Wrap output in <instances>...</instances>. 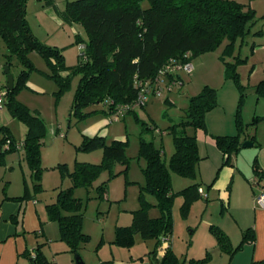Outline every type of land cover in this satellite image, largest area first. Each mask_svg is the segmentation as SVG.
Segmentation results:
<instances>
[{
    "label": "trees",
    "instance_id": "16d2710c",
    "mask_svg": "<svg viewBox=\"0 0 264 264\" xmlns=\"http://www.w3.org/2000/svg\"><path fill=\"white\" fill-rule=\"evenodd\" d=\"M28 0H0V39L3 40L9 52L6 56L18 57L23 68L14 79L12 90H7L6 103L11 114L27 125V131L21 148L32 174V191L40 189V154L45 134V126L41 117L15 98L17 92L28 79L31 64L28 53L35 51L45 58L51 66V75L61 86L68 84L67 75L70 67L63 61V55L57 46L46 45L31 32L27 18ZM41 1V0H40ZM62 12L63 18L81 24L86 36L76 42L83 44L79 49L78 62L71 66L77 71L79 81L74 93L71 113L83 117L90 112L83 108L89 104L102 103L103 114H112L115 108L132 102L138 90L134 86L135 76L139 79H151L170 60H190L198 53L213 50L223 39L228 42L221 58L224 62L225 77L234 80L241 90L235 122L237 133L234 135H217V147L228 157L242 145L241 135L248 125L241 121L240 106L244 97V86L239 82L236 67L244 61L239 54L235 61L226 60L233 55L235 42L244 39L249 25L255 21V11L248 4L235 0H71L67 1ZM10 67V58L5 62ZM4 86L5 83L1 84ZM264 89V79L260 80L257 90ZM217 104V88L204 85L196 94L190 96L185 114L170 127L173 133L174 150L169 159L162 157L161 147L152 140L140 137L139 154L145 158L146 165L142 169L146 183L144 189L156 195V202L142 199V205L133 210L132 222L128 225H117L114 242L119 246L130 247L135 243V233L143 238H155L156 244L152 253L159 249L162 239L167 238L168 246L161 253L158 264H181L177 255L170 248V237L173 227L171 205L172 192L170 188L171 173L195 178L197 163L200 159L197 147V128H205V114ZM129 108L125 112H134ZM124 112V113H125ZM123 114V113H122ZM146 128V127H145ZM190 128H192L191 133ZM2 141L10 139L14 146V138L5 125L0 126ZM105 137L94 134L84 135L80 148L103 150V160L99 164L76 161L74 168L68 172L71 185L59 188L54 202L46 204L48 215L58 222L60 239L69 246L70 251H77L79 244L87 240L82 231L83 202L73 196L72 188L77 185L90 186L103 166L119 159L126 171L128 159L125 156V146L120 140L105 143ZM254 138V137H252ZM10 147V148H13ZM257 171V167L255 168ZM198 182L191 183L181 190L186 208L192 200L199 197ZM99 195L106 192V183L98 185ZM24 183V192L14 199L25 198L31 191ZM151 206H157L158 216H149ZM217 239V244L230 255L240 249L242 242L252 238V230L247 229L237 246H232L222 230L210 226ZM33 264H53L36 249ZM207 252L202 258H190L191 264H203L209 257ZM109 264V263H108ZM251 264H264V260L253 261Z\"/></svg>",
    "mask_w": 264,
    "mask_h": 264
},
{
    "label": "rangeland",
    "instance_id": "374dc122",
    "mask_svg": "<svg viewBox=\"0 0 264 264\" xmlns=\"http://www.w3.org/2000/svg\"><path fill=\"white\" fill-rule=\"evenodd\" d=\"M67 1L71 0H55L53 5L57 14L61 16V23L48 19L46 15L41 16L33 11L31 6H28L27 13L31 28L39 40L46 45L57 46L62 52L65 65L70 67L68 73H62L63 77L67 75L68 84L61 86L59 81L50 74L52 68L45 58L35 51H31L27 55L32 64L28 67L29 77L25 85L14 93L18 101L41 117L45 126V134L42 140L44 144L41 153H39L41 165L39 182L41 186L36 195L38 196V203L43 209L47 203L56 200L59 188L71 185L68 172L74 168L76 161L91 164L102 162L103 150L101 147L87 151L81 149L80 145L83 136L89 135L88 133L91 134L92 127L100 120L106 119L101 135L105 137L106 144H111L115 139L124 143L125 156L128 159L127 169L123 171L125 164L121 163V160H113L109 165L101 168L99 175L90 186L77 185L72 188L73 196L80 198L83 202L81 226L82 231L88 237L87 240L79 244L77 251H65L57 248L53 252L59 256L58 264H77L76 255L80 256L83 264L124 262L130 258L131 254L138 256L148 253L156 244L155 238H143L138 232L134 235L135 243L130 247L119 246L114 242L116 226H123L132 222L133 210L141 207L142 199L154 203L157 200L155 194L142 187L146 183L142 170L146 162L143 156L140 157L138 150L140 137L152 140L157 147H161L163 159L165 161L169 159L174 150L173 133L170 127L183 118L190 96L199 92L204 85L220 88L224 83V62L221 55L228 40L227 38L223 39L222 43L213 50L193 55L190 58L193 65L191 73L183 69L179 71L178 75L183 79L182 83L169 87L168 77L162 76L161 86L163 90L161 94H150L143 105L135 107L134 112H125L117 119L110 121L113 116L103 114L101 111L104 104L94 103L83 108L84 112L89 111L90 114L79 117L71 113V106L80 74L74 71L71 66L78 62L79 47L76 41L78 38H84L86 33L81 24L63 18L61 12H63ZM245 2L248 3V0ZM38 3L42 5L40 1ZM39 23H46L45 25L49 30L43 31L39 27ZM4 44L3 40L0 39V82L2 83L6 80V73L3 69L6 68L7 59L10 58L9 70L14 78L18 76L20 68L24 67L15 55L6 56L9 52ZM236 54L244 58V61L239 62L236 67L239 82L244 86L242 99L244 103L243 106L241 105L243 112L244 108L248 109L253 106L257 93L258 84L256 83L264 78V15L255 14V21L249 25L244 39H237L233 55L227 56L226 60L235 61L234 56ZM191 81L193 82L192 85L189 84ZM27 82H32L36 86L32 87ZM7 105L4 101L0 106V126L9 124L12 129L14 128L15 135L23 134L22 136L25 137L27 125L14 117ZM11 121L13 122L10 124ZM191 131L192 128L189 132L191 133ZM94 134L96 133H92L91 136ZM0 137L2 138L1 131ZM14 140L20 142L17 139ZM19 156L17 149L6 150L4 141L0 139V174L4 173V170L10 171L12 168L21 172V167L17 162L12 163L11 169L5 167L6 161L10 164V160L18 159ZM24 167L26 179L31 189L33 183L30 175L31 170L28 164H24ZM169 173H171V184L169 185L173 195L170 209L173 227L170 234H172V238L175 237L176 239V255L180 263L191 264L190 257L202 258L207 254L205 249L200 248V251L195 253L194 250L199 247L197 239H199L200 234L202 236V229L208 227L207 220L213 222L218 215V210L211 217L210 214L206 213L207 219L206 217L202 218L199 203L206 201L202 197L195 198L185 208V197H183L181 190L191 183L199 181V174L197 172L196 177L192 178L172 171ZM103 182L106 183V192L99 195L96 187ZM0 186L2 185L0 184ZM31 192H33L32 189ZM193 202L195 204L192 208ZM213 205L217 208V202H214ZM158 209L157 206H151L147 210L149 216H158L160 213ZM53 221V227L58 226V222ZM195 225L199 227L197 226L193 238H190L192 235L190 229H193ZM204 231L208 233L207 230ZM188 239H192L193 245ZM49 249L47 246L43 251L46 256L50 253L48 252ZM207 252L210 255L203 264H220L221 253L217 250Z\"/></svg>",
    "mask_w": 264,
    "mask_h": 264
},
{
    "label": "crops",
    "instance_id": "0c3cea01",
    "mask_svg": "<svg viewBox=\"0 0 264 264\" xmlns=\"http://www.w3.org/2000/svg\"><path fill=\"white\" fill-rule=\"evenodd\" d=\"M38 1L28 0L25 6L27 12L31 6L33 11L41 16L46 15L48 19L61 23V16L57 14L55 6H53L55 0H41L42 5H39ZM235 1L248 4L254 9L255 14L264 15V0H248V3L245 2L247 0ZM28 19L27 13L26 20L33 32ZM45 24L39 23V27L43 31L49 30ZM33 33L36 35L35 32ZM223 82L222 87L217 88V104L205 114V128H197L194 131L200 156L197 164L200 180L196 181L199 184L198 194L199 197L206 200L199 203L200 215L207 219L206 213L211 217L218 210V215L215 214L217 219L214 218L213 222L207 220L208 227L202 229V236L200 234L197 239L199 247L194 250V253L200 251V248L205 249L206 253L209 250H217L221 253L220 264H251L253 261L264 260V208L256 206L254 201V195L258 192V177L260 174H264V89L255 92L256 99L253 106L248 109L244 108L243 112L241 108H243L244 100L242 101V106L239 108L241 121L248 124L256 118V122L245 128V132L240 138L242 145L228 157L229 162H225L227 154L217 147L215 136L237 133L235 115L241 90L233 80L226 78L225 75ZM0 83L2 84V82ZM192 83L191 81L189 84L192 85ZM27 84L32 87L35 85L32 82H27ZM194 94L196 93L192 95ZM105 122L106 119L100 120L92 127L91 134H103ZM6 126L14 139L20 142L24 140L23 134L15 135L14 128L12 129L9 124ZM88 134L91 136L90 133ZM245 140L252 141L253 144L246 146L243 144ZM17 152H19V158L10 160V164L6 161L5 167L11 169L12 163L17 162L21 167V172L12 168L10 171L4 170V173L0 174V184L2 185L0 186V264H33L32 257L36 249H40L48 262L58 264L59 256L53 250L58 248L68 251L70 249L67 243L60 239L59 227H53L54 221L49 217L47 208L40 207L35 192L30 191L25 198H13L23 194L25 182L30 187L25 174L24 164L26 165L27 161L23 155L24 151L22 148H18ZM30 175L32 176L31 173ZM14 183L15 186H13ZM11 188L13 192H11ZM195 202H193L192 208ZM214 202H217L218 209L214 207ZM211 225L219 227L222 232L227 234L233 247L240 243L247 229L252 230L253 236L242 242L241 248L230 255L217 244V239L210 229ZM197 226L190 229L192 232L190 238H193ZM204 230H207L208 233H205ZM188 240H191L192 243V239ZM194 243H196L195 240ZM47 246L50 248L48 256L43 252ZM169 246L176 254L175 237H170ZM152 250L138 256L131 254L130 258L124 262H112V264H158L161 253L157 251L158 249L155 253H152Z\"/></svg>",
    "mask_w": 264,
    "mask_h": 264
},
{
    "label": "built area",
    "instance_id": "2783aa9c",
    "mask_svg": "<svg viewBox=\"0 0 264 264\" xmlns=\"http://www.w3.org/2000/svg\"><path fill=\"white\" fill-rule=\"evenodd\" d=\"M78 47L79 49H82L84 45L79 44ZM181 69L185 70L188 73H191L193 65L191 64L190 60H170L169 62H167L164 68L160 70V73L151 79H139L138 76H135L134 86L138 90L136 98L128 104L115 108V111L111 114L113 117L110 121H112L113 119H117L129 108H135L138 105H143L146 102V98L150 94H161V91L163 90V87L161 86L162 76L168 77L169 87H172V85L174 84L182 83L183 80L181 76L178 75ZM7 90L8 89L5 88V86L0 85V106L6 100ZM10 142V139H6V141L4 142L6 148H10L13 146ZM21 146L22 142H14L13 147L18 149L21 148ZM257 182L258 192L254 195V201L256 206L264 208V174L259 175ZM166 246H168L167 238H163L162 244L161 246H159L158 251L160 253H163ZM33 257H35V252L33 253Z\"/></svg>",
    "mask_w": 264,
    "mask_h": 264
},
{
    "label": "water",
    "instance_id": "95a60500",
    "mask_svg": "<svg viewBox=\"0 0 264 264\" xmlns=\"http://www.w3.org/2000/svg\"><path fill=\"white\" fill-rule=\"evenodd\" d=\"M4 72L6 73V80L4 81L5 82V88H7L8 90H12L13 88V85H14V77L13 75L10 73V70L8 67L4 68L3 69ZM244 145L246 146H250L251 144H253L252 141H249V140H245L243 142ZM76 259H77V264H83V262L81 261V258L79 255H76Z\"/></svg>",
    "mask_w": 264,
    "mask_h": 264
}]
</instances>
